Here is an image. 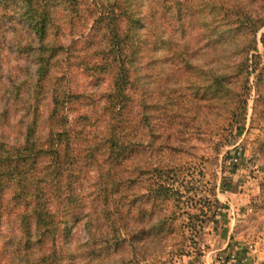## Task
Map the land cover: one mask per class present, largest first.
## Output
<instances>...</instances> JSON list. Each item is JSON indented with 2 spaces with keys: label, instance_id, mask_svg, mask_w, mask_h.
I'll use <instances>...</instances> for the list:
<instances>
[{
  "label": "trees",
  "instance_id": "trees-1",
  "mask_svg": "<svg viewBox=\"0 0 264 264\" xmlns=\"http://www.w3.org/2000/svg\"><path fill=\"white\" fill-rule=\"evenodd\" d=\"M259 41L264 0H0V74L5 45L36 67L0 77V264H138L145 228L158 249L190 203L172 156L200 118L184 108H222L228 137L254 92L264 133Z\"/></svg>",
  "mask_w": 264,
  "mask_h": 264
},
{
  "label": "rangeland",
  "instance_id": "rangeland-1",
  "mask_svg": "<svg viewBox=\"0 0 264 264\" xmlns=\"http://www.w3.org/2000/svg\"><path fill=\"white\" fill-rule=\"evenodd\" d=\"M15 50L11 45L4 46L2 56L7 55V59L0 77L5 82L20 77L19 70L25 71L29 67L31 75L36 70L29 58L19 56ZM259 50L264 52L260 41ZM75 81L78 90H87V99L93 102L91 94H95V80L81 74ZM254 96L253 92L247 118L228 137H220L216 131L224 120L222 108H184L191 116L200 118L195 125L191 124L196 133L188 145L190 153L175 151L172 156L176 164L181 162L185 166L182 175L189 187H186L185 200L190 199V203L183 210L181 204L175 208L177 219L167 228L168 237L160 241L158 249L154 248L158 243L145 228L140 240L147 250L138 264H264V147L262 151L260 149L264 146V133L254 115ZM5 104L6 97H1L0 137L8 133V125H3L1 118ZM208 129L215 130L211 140L205 135ZM13 138L12 135L8 137L11 141ZM220 140L227 142L216 151L215 144ZM174 148H180L179 141L174 142ZM239 152L244 168L236 171L229 161ZM215 199L224 209L216 215L214 222L206 223L215 210ZM172 206L170 210H173ZM199 226L201 230H198ZM73 233L76 239L86 240L83 222L74 224Z\"/></svg>",
  "mask_w": 264,
  "mask_h": 264
},
{
  "label": "built area",
  "instance_id": "built-area-1",
  "mask_svg": "<svg viewBox=\"0 0 264 264\" xmlns=\"http://www.w3.org/2000/svg\"><path fill=\"white\" fill-rule=\"evenodd\" d=\"M241 156H242V153H240V152L238 154L237 153L234 154V156H232V158L229 161L230 165H232V166L237 165L239 167V169L244 168V166H241V162H240ZM198 230H201V228H199Z\"/></svg>",
  "mask_w": 264,
  "mask_h": 264
}]
</instances>
